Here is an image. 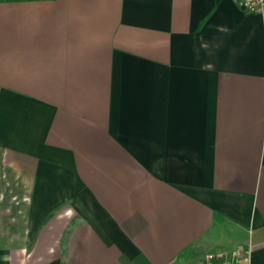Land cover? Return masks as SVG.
Here are the masks:
<instances>
[{"label": "crops", "instance_id": "obj_1", "mask_svg": "<svg viewBox=\"0 0 264 264\" xmlns=\"http://www.w3.org/2000/svg\"><path fill=\"white\" fill-rule=\"evenodd\" d=\"M264 264V10L0 0V264Z\"/></svg>", "mask_w": 264, "mask_h": 264}, {"label": "built area", "instance_id": "obj_2", "mask_svg": "<svg viewBox=\"0 0 264 264\" xmlns=\"http://www.w3.org/2000/svg\"><path fill=\"white\" fill-rule=\"evenodd\" d=\"M246 11L264 10V0H237ZM196 264H250L249 248L235 247L207 252Z\"/></svg>", "mask_w": 264, "mask_h": 264}]
</instances>
